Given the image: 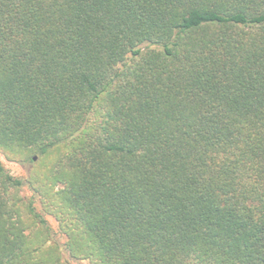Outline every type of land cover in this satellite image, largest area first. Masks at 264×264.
Listing matches in <instances>:
<instances>
[{"label": "trees", "instance_id": "16d2710c", "mask_svg": "<svg viewBox=\"0 0 264 264\" xmlns=\"http://www.w3.org/2000/svg\"><path fill=\"white\" fill-rule=\"evenodd\" d=\"M0 156V264H264V0H0Z\"/></svg>", "mask_w": 264, "mask_h": 264}, {"label": "rangeland", "instance_id": "374dc122", "mask_svg": "<svg viewBox=\"0 0 264 264\" xmlns=\"http://www.w3.org/2000/svg\"><path fill=\"white\" fill-rule=\"evenodd\" d=\"M0 160L3 162L6 169L13 174H20V173H22L24 168H26V166H21L19 164L14 163V162L6 161L1 156H0ZM73 263L74 264H88L85 261H81V260H77V259L73 260Z\"/></svg>", "mask_w": 264, "mask_h": 264}, {"label": "water", "instance_id": "95a60500", "mask_svg": "<svg viewBox=\"0 0 264 264\" xmlns=\"http://www.w3.org/2000/svg\"><path fill=\"white\" fill-rule=\"evenodd\" d=\"M33 159H36V157L34 156Z\"/></svg>", "mask_w": 264, "mask_h": 264}]
</instances>
